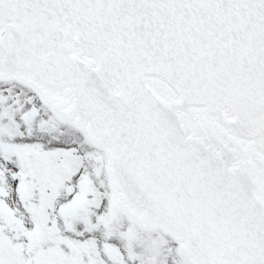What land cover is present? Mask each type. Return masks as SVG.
<instances>
[{
  "label": "snow or ice",
  "instance_id": "6c2138e0",
  "mask_svg": "<svg viewBox=\"0 0 264 264\" xmlns=\"http://www.w3.org/2000/svg\"><path fill=\"white\" fill-rule=\"evenodd\" d=\"M0 264H264V0H0Z\"/></svg>",
  "mask_w": 264,
  "mask_h": 264
}]
</instances>
